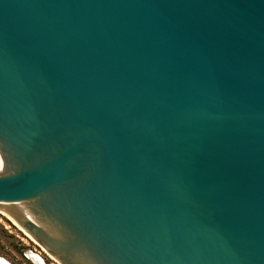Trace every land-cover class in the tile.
<instances>
[{
    "label": "water",
    "instance_id": "95a60500",
    "mask_svg": "<svg viewBox=\"0 0 264 264\" xmlns=\"http://www.w3.org/2000/svg\"><path fill=\"white\" fill-rule=\"evenodd\" d=\"M0 155L61 264H264V0H0Z\"/></svg>",
    "mask_w": 264,
    "mask_h": 264
},
{
    "label": "rangeland",
    "instance_id": "374dc122",
    "mask_svg": "<svg viewBox=\"0 0 264 264\" xmlns=\"http://www.w3.org/2000/svg\"><path fill=\"white\" fill-rule=\"evenodd\" d=\"M1 213V212H0ZM61 264L37 242L21 231L4 214H0V257L5 264Z\"/></svg>",
    "mask_w": 264,
    "mask_h": 264
},
{
    "label": "bare ground",
    "instance_id": "6f19581e",
    "mask_svg": "<svg viewBox=\"0 0 264 264\" xmlns=\"http://www.w3.org/2000/svg\"><path fill=\"white\" fill-rule=\"evenodd\" d=\"M1 157V155H0ZM0 212L2 214H4L5 216H7L13 223L14 221L12 220V218L10 217L9 213L10 212H15L13 210V206H12V203H3L1 205V208H0ZM28 235V234H27ZM29 236V235H28ZM30 237V236H29ZM31 238V237H30ZM70 261L73 263V264H85L84 262H82L80 259H78L76 256H74L72 253L69 252V255H68ZM30 258H36L35 256H31ZM37 259V258H36ZM39 260V259H37ZM0 264H5V260L3 258L0 257ZM37 264H46L45 262L39 260V263Z\"/></svg>",
    "mask_w": 264,
    "mask_h": 264
}]
</instances>
